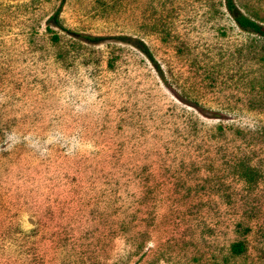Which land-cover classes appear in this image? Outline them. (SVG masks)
I'll return each mask as SVG.
<instances>
[{
	"label": "rangeland",
	"instance_id": "obj_1",
	"mask_svg": "<svg viewBox=\"0 0 264 264\" xmlns=\"http://www.w3.org/2000/svg\"><path fill=\"white\" fill-rule=\"evenodd\" d=\"M225 4L0 0V264H264V38Z\"/></svg>",
	"mask_w": 264,
	"mask_h": 264
},
{
	"label": "trees",
	"instance_id": "obj_2",
	"mask_svg": "<svg viewBox=\"0 0 264 264\" xmlns=\"http://www.w3.org/2000/svg\"><path fill=\"white\" fill-rule=\"evenodd\" d=\"M225 6L229 14L232 16L233 21L241 30L251 32L257 36L264 38V26H260L256 22L252 21L251 19L247 18L242 13H240L232 3V0H226ZM53 19L56 20V17H54ZM54 39H57V37H54ZM94 40H98V38H95ZM135 44L136 43H134V45ZM136 47L138 48V45H136ZM139 49L141 51H144L141 45Z\"/></svg>",
	"mask_w": 264,
	"mask_h": 264
}]
</instances>
